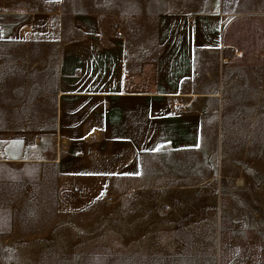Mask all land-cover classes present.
<instances>
[{"label":"rangeland","instance_id":"obj_1","mask_svg":"<svg viewBox=\"0 0 264 264\" xmlns=\"http://www.w3.org/2000/svg\"><path fill=\"white\" fill-rule=\"evenodd\" d=\"M62 7L105 19L102 32L125 42L133 64L162 50L164 14L217 18L211 55L221 104L197 150V180L182 183L200 190L208 183L213 190L196 196L212 204L197 207L199 251H146L140 209L121 207L128 197L106 193L65 211L55 203L53 166L0 164V264H264V0H63ZM45 9L40 0H0V12ZM74 36L57 30L0 40V130L52 132L59 45ZM166 226L171 242L176 236L193 247L189 227Z\"/></svg>","mask_w":264,"mask_h":264},{"label":"crops","instance_id":"obj_2","mask_svg":"<svg viewBox=\"0 0 264 264\" xmlns=\"http://www.w3.org/2000/svg\"><path fill=\"white\" fill-rule=\"evenodd\" d=\"M40 2L45 10L0 12V40L57 30L75 34L59 45L55 125L46 134L0 130V164L53 166L55 203L65 211L89 207L106 193L128 197L121 207L140 209L146 251H199L197 207L212 202L196 195L213 189L182 183L197 180V150L221 104L211 55L218 45L217 18L164 14L162 50L133 64L125 42L102 32L105 19L66 11L63 0ZM174 101L180 105L173 107ZM168 224L175 232L181 226L195 232L193 247L176 236L171 242Z\"/></svg>","mask_w":264,"mask_h":264},{"label":"built area","instance_id":"obj_3","mask_svg":"<svg viewBox=\"0 0 264 264\" xmlns=\"http://www.w3.org/2000/svg\"><path fill=\"white\" fill-rule=\"evenodd\" d=\"M180 104H177V102H173V107H177V106H179Z\"/></svg>","mask_w":264,"mask_h":264}]
</instances>
